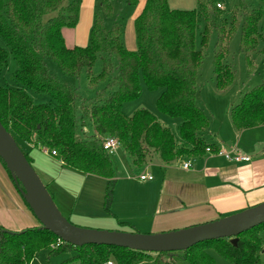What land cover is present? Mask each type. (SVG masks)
I'll list each match as a JSON object with an SVG mask.
<instances>
[{"label": "trees", "instance_id": "1", "mask_svg": "<svg viewBox=\"0 0 264 264\" xmlns=\"http://www.w3.org/2000/svg\"><path fill=\"white\" fill-rule=\"evenodd\" d=\"M249 1L239 0L237 9L226 13L217 7V0H197V9L192 10L171 9L168 0H147L134 24L137 51L129 52L122 43L120 24L113 19L107 26L113 17L110 0L97 1L88 44L73 49L66 48L62 29L76 27L81 0H0V40L8 50L0 46V72L10 54L17 85L0 87V123L30 165L31 151L42 154L46 149L54 151L50 157L66 168L104 179V209L111 215L116 177L114 156L103 150L106 138L120 144V153L135 169L148 165L155 156L164 166L183 157H201L207 148L219 150L205 138L210 118L196 103V78L212 34L216 35L212 66L218 91H226L235 80L225 57L236 34L248 73L256 69L251 56L264 57V33L258 29L263 12L250 8ZM96 62L100 68L94 73ZM50 63L74 82L56 78ZM82 76L86 80L83 91L77 84ZM140 79L148 91H161L156 109L180 121L178 137L145 109L131 116L122 112L123 104L139 97ZM28 91L48 96L49 103L34 104ZM230 116L237 130L264 125V80L242 94ZM119 225L135 232L128 223ZM262 227L243 232L235 245L224 238L183 252L149 254L65 243L50 249L57 238L40 224L20 232L0 226V264H30L44 250L49 256L74 252L72 259L79 264H214L207 249L232 264H257Z\"/></svg>", "mask_w": 264, "mask_h": 264}, {"label": "crops", "instance_id": "2", "mask_svg": "<svg viewBox=\"0 0 264 264\" xmlns=\"http://www.w3.org/2000/svg\"><path fill=\"white\" fill-rule=\"evenodd\" d=\"M96 5L97 2L93 9L90 4L89 10H79L75 28L62 29L67 49L87 45ZM234 105L231 104L220 118L218 130L213 127V116H209L210 124L205 135L219 149L231 151L236 148L240 155L250 157L249 162H229L207 153L164 166L155 156L141 169L131 167L126 161L128 169L123 171V176L116 178L114 187V192L118 190L117 212L105 214L104 218L92 222L96 223L95 228L116 231L119 223L125 222L141 233H166L212 222L263 203L264 125L235 129L230 116ZM30 157L32 168L39 178L37 171L40 172L43 177L40 180L47 189L61 182L71 184L81 176L105 181L69 171L61 162L42 155L38 150L31 151ZM184 163H189L186 169L182 166ZM144 173L152 175L153 180L140 181L139 176ZM36 220L0 162V226L11 232H20L38 227Z\"/></svg>", "mask_w": 264, "mask_h": 264}, {"label": "rangeland", "instance_id": "3", "mask_svg": "<svg viewBox=\"0 0 264 264\" xmlns=\"http://www.w3.org/2000/svg\"><path fill=\"white\" fill-rule=\"evenodd\" d=\"M98 0H81V8H87L89 10L90 4H92V9L95 6V2ZM128 0H110L113 7V17L107 20V26H110L115 19L121 26L122 32V43L126 50L129 52L137 51V43L135 36V20L142 13L147 0H133V5L128 4ZM221 6V10L226 13L234 11L237 9L239 0H217ZM248 5L252 9H260L263 12L262 19L258 24L259 32L264 33V0H250ZM97 6V5H96ZM168 6L171 9L178 10H192L197 9V0H168ZM84 10V11H85ZM94 16V15H93ZM201 23L198 29H201ZM239 33L236 34L228 45L229 55L225 57L227 65L232 67L235 72V80L232 85L224 92H220L216 89L215 78L213 73L212 59L215 50L216 35L212 34L210 37V43L207 47L206 53L204 54L201 70L197 75V93H196V103L197 105L208 115L213 116V127L219 129L220 118L224 116V112L231 104H236L240 100L242 93L250 89L251 87L260 84L264 80V57L252 55L254 61L255 70L251 73L247 71V64L245 61V56L239 51ZM199 39V38H197ZM88 44V43H87ZM262 44L259 46L261 47ZM0 46L5 48L4 43L0 40ZM196 47L199 48L198 40L196 42ZM49 63V62H48ZM51 73L58 79H62L65 82L73 83L69 78L61 76L53 64L50 63ZM100 64L96 62L93 72L97 73L99 71ZM16 70V66L12 56L9 54L7 59V66L0 72V87L17 88L13 80V75ZM80 88L85 90L86 80L82 76L77 83ZM141 91L139 97L131 102L122 105V112L126 116H131L134 111L145 109L152 113L158 121L163 125L168 127L176 137H178V124L179 120L171 119L162 113H160L155 106V101L160 94L158 91H148L144 86L143 81L140 79ZM34 104H48L49 97L46 95H37L28 91ZM88 132V131H87ZM223 132V131H221ZM89 133V132H88ZM225 134V133H224ZM222 133V135H224ZM206 139L208 135L205 136ZM229 142V140H227ZM119 153L112 158L115 167V177L120 178L123 176L125 170H127L128 165L124 157H121ZM192 159L191 156L183 157L181 160ZM152 162L149 161V163ZM67 170L72 171L67 168ZM37 171V170H36ZM40 178H43L39 171H37ZM74 173H79L72 171ZM137 173V172H135ZM139 174V172H138ZM115 178V179H116ZM116 184V183H115ZM52 196L54 205L56 206L59 213L66 220L71 222L73 225L82 228L96 229L95 224L92 222H97L100 218L107 216L106 209H104V190L105 181L100 179H95L87 176H81V179L74 180L71 184L69 183H59L50 186L48 189ZM118 190L115 192L113 190L111 197V206L109 208L110 214L117 212L118 209ZM115 199V200H114ZM109 215V214H108ZM34 216V215H33ZM109 218V217H108ZM37 221V220H36ZM102 221V220H101ZM86 222V223H85ZM37 223H39L37 221ZM120 226V225H119ZM132 226V225H131ZM101 230V229H96ZM129 227L120 226L116 231L119 232H131L140 234H153V233H141L134 229L135 232L130 231ZM108 231H115L108 230ZM259 236L262 244V253L260 254V259L257 264H264V227L260 229ZM56 240H52L50 249H57L61 246ZM206 253L211 256L214 264H232L218 254H216L211 249H207ZM76 253L74 252H64L58 255L49 256L48 251L44 250L38 253L30 262V264H79L73 257ZM147 264H153L150 261Z\"/></svg>", "mask_w": 264, "mask_h": 264}, {"label": "water", "instance_id": "4", "mask_svg": "<svg viewBox=\"0 0 264 264\" xmlns=\"http://www.w3.org/2000/svg\"><path fill=\"white\" fill-rule=\"evenodd\" d=\"M0 159L40 226L63 243L76 247L99 245L149 254L176 253L224 238L235 245L240 234L264 224L263 202L228 217L166 233L140 234L82 228L62 217L45 185L1 123Z\"/></svg>", "mask_w": 264, "mask_h": 264}, {"label": "built area", "instance_id": "5", "mask_svg": "<svg viewBox=\"0 0 264 264\" xmlns=\"http://www.w3.org/2000/svg\"><path fill=\"white\" fill-rule=\"evenodd\" d=\"M218 8H221L220 4L217 5ZM120 149V144L113 138H106L104 140V143H103V150L110 156H116L118 154V151ZM42 154L45 155V156H54L55 155V152L52 151V152H49L48 150L46 149H43L42 151ZM205 153L207 154H214L218 157H221L223 159H225L226 161H229V162H249L250 161V157L248 156H242L240 155L239 153H237L236 151V148H234L233 150H223V149H219L218 151L214 152L212 151L210 148H207L205 150ZM183 168H187L189 166V163H184L183 165ZM139 180L140 181H152L153 180V177L152 175L150 174H141L139 176ZM57 241L59 243H63L61 240L57 239ZM107 264H113L112 262H108Z\"/></svg>", "mask_w": 264, "mask_h": 264}]
</instances>
